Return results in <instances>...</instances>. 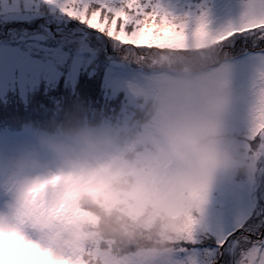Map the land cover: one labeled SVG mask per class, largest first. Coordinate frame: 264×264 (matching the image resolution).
<instances>
[{
    "label": "rangeland",
    "instance_id": "obj_1",
    "mask_svg": "<svg viewBox=\"0 0 264 264\" xmlns=\"http://www.w3.org/2000/svg\"><path fill=\"white\" fill-rule=\"evenodd\" d=\"M230 2L239 9L245 0ZM72 23L56 10L42 7L41 0H0V63L8 47L26 50L38 61L32 72L37 87L24 92L19 88L5 91L0 81L1 106L25 104L28 95L56 90L72 81L74 72L92 66L91 60L87 64L81 60L84 50L95 54L86 43V33L80 38V48L71 52L59 39L63 31L60 25ZM178 40L162 38L159 49L147 54L136 70L124 74L120 93L123 100L119 101L121 107L114 121L105 117L89 138L72 140L38 132L30 130L28 123L14 131L11 139L6 135L9 130L0 134V177L12 168H21L33 181L27 207L13 222L52 254L63 247L62 264H199L200 257L195 253L215 251L216 240L221 237L231 241L226 245L229 251L221 258L222 264H239L241 249L237 241L243 245L250 241L256 246L264 243V234L260 233L264 226V154L251 145L247 112L249 105L259 108L260 98L246 102L242 111L240 94L227 71V54L219 55L211 43L182 47ZM114 65L115 62L105 65L109 91ZM144 101H148L149 108L156 107L150 118L140 106ZM134 106L141 109L140 114H135ZM202 116H210L217 123L232 156L227 165L207 176L174 157L162 132L165 125L192 123ZM141 120H145L141 128L133 129L132 125H140ZM118 122L126 133L118 136L120 144L113 141L118 133L111 128ZM136 145L142 148L133 155L131 149ZM68 156L79 158L83 170L106 162H112L119 172L138 169L147 183L166 186L178 194L167 214L154 213L152 219L129 220L128 225L120 226L160 247L147 245L131 254H117L111 247H100L99 236L83 237L85 229L79 220L86 213L78 204L79 196H87L89 186L82 182L83 171L77 172L65 163ZM19 189L18 183H0V219L11 217V203ZM103 206L106 208V201ZM99 211L104 214L97 217L110 223L102 228L107 233L112 232L115 221L125 219L107 209ZM196 236L197 243H187ZM83 255L85 259H81Z\"/></svg>",
    "mask_w": 264,
    "mask_h": 264
},
{
    "label": "snow or ice",
    "instance_id": "obj_2",
    "mask_svg": "<svg viewBox=\"0 0 264 264\" xmlns=\"http://www.w3.org/2000/svg\"><path fill=\"white\" fill-rule=\"evenodd\" d=\"M41 6L56 10L72 24H62L59 39L68 51L80 48V38L87 34L86 43L95 54L84 50L81 60L92 61L98 69L96 80H83L86 85L79 97L70 96L67 91L57 88L55 92L42 93L28 115L31 118H46L55 109L71 105L83 99L94 108H113L120 101L125 73L136 70L147 54L161 47L162 38L176 41L182 47L195 44L206 46L211 43L220 53L227 54L230 61L227 71L233 76L241 97V109L253 97L260 98L259 108H247L249 140L254 148L264 154V0H245L235 9L230 0H41ZM78 22V23H75ZM111 58V59H109ZM115 62L110 81L112 88L107 98L101 96L98 86L103 66ZM38 63L26 50L8 47L0 63V81L5 91H27L37 87L33 78V66ZM63 96L61 100L60 97ZM24 113L0 111V123H6L7 137L15 135L14 129ZM10 144V143H9ZM11 235L19 243H27L37 253L50 249L43 247L20 224L15 225ZM215 236V233H208ZM197 243V236L188 241ZM225 237L216 240V250L209 249L195 253L203 264H222L230 245ZM239 264H264V243L258 246L243 245ZM12 252H18L13 247ZM28 254L15 257L10 264H35L29 262Z\"/></svg>",
    "mask_w": 264,
    "mask_h": 264
},
{
    "label": "clouds",
    "instance_id": "obj_3",
    "mask_svg": "<svg viewBox=\"0 0 264 264\" xmlns=\"http://www.w3.org/2000/svg\"><path fill=\"white\" fill-rule=\"evenodd\" d=\"M162 132L172 155L200 175H210L232 159L219 126L210 116L198 117L192 123L165 125ZM65 163L77 172L83 171L82 182L89 186L86 195L104 199L108 212L118 217L123 214L138 222L152 219L154 213L167 214L170 205L179 198L166 186L147 183L138 169L119 172L112 162H106L83 170L79 167V158L73 156L66 157ZM0 183L20 185L11 203V217L0 219V264H10L12 259L24 254H28V261H35V264H62L60 255L63 247L49 256L47 252L37 253L30 244L19 243L11 235L15 229V216L27 207L28 190L33 183L31 177L26 176L21 168H12L0 177ZM122 235L127 242L133 233L126 228ZM79 236L77 230L76 237ZM13 247L20 251L12 252Z\"/></svg>",
    "mask_w": 264,
    "mask_h": 264
},
{
    "label": "trees",
    "instance_id": "obj_4",
    "mask_svg": "<svg viewBox=\"0 0 264 264\" xmlns=\"http://www.w3.org/2000/svg\"><path fill=\"white\" fill-rule=\"evenodd\" d=\"M16 30H20V28H17ZM222 53L219 52V55ZM222 57V56H221ZM92 66L87 67L84 69V71L78 70L76 73L74 72L73 80L67 82L63 86H59L58 88H62L70 96H77L79 97L80 91L86 86L82 85L83 80L92 81L93 79H97L98 77V69ZM105 69L106 66H103V73L102 75H99L98 78V86L99 91L102 97L107 98L109 95V89L107 87V83L104 79V76H108V73L105 75ZM64 73L66 72V69H62ZM92 71V72H91ZM76 76V78H75ZM93 78V79H90ZM57 90V89H56ZM54 88H52L49 92H55ZM40 94H30L28 95L29 101L25 104H7L5 106L0 105V111L7 113L9 111H15V112H21L24 113V118L21 119L14 129V131L19 130L22 128L26 123L29 124L30 130L34 129L38 132H44L47 134H53L56 133L58 135H65L67 137L73 136V137H79L81 140H85L86 138H89L91 136V126H94V131L98 130V126L100 125V121L104 120L105 117L110 118L114 121L117 110L120 109L121 103L119 102L115 107L113 108H94L91 106L90 103L85 102L83 99L77 100L73 102L71 105L68 106H61L58 109H55L51 115L47 116L46 118L40 119V118H31L28 113L31 110L32 107L35 106L37 101L39 100ZM12 98V97H11ZM142 98V97H141ZM60 99H63V96L60 97ZM123 100V98H120ZM140 106L143 107L145 114L147 117H151L156 112V107H150L148 101H144L140 104ZM135 114H140L141 109H139L138 106H134ZM129 117V115H128ZM121 118V117H120ZM135 120V118H134ZM120 121V120H117ZM130 122H134L131 121ZM145 122V120H141L139 122L140 125L133 124V129H140L142 124ZM99 124V125H98ZM121 124V122H118V125ZM115 125L113 128L114 133L117 131L118 135L113 136V141L115 143H119L118 136L121 134H126L122 130L121 125ZM4 130H9L7 128L6 123H0V134ZM110 130H106V132L109 134ZM89 134V135H88ZM141 146L136 145L134 146L131 151L132 154L136 151L141 150ZM133 161V159H132ZM130 164L131 161H128ZM128 169V167H124V169ZM129 171V170H128ZM126 173V172H125ZM79 196V195H78ZM105 201V200H104ZM101 200V197H92V196H85L81 195L79 196V209L85 211V215L80 216L79 224L82 226L85 230L83 231V234L86 239H92L94 236H99L101 238V245L100 247H111L114 253L117 254H129L133 253L132 251L140 250V249H146L145 247L147 245H152L153 247H156L158 244H154L150 239L146 240L145 238H141L139 235H133L132 240H127L125 237H121L123 230L120 226H123V224H129V220H132L131 217L125 216L122 214L125 219L119 218V220L115 221V225L112 226V232H106L102 228L105 229V226L109 225L110 223L108 220L100 219L97 216L103 215L104 213L99 211L103 209H107L103 206V202ZM90 218V220H88ZM133 221V220H132ZM117 226L118 231H115V227ZM111 227V226H110ZM89 231H92L89 233ZM111 231V230H110ZM135 236V237H134ZM175 244V245H174ZM172 243L173 247H176V243ZM183 244V242L181 243ZM159 246V245H158ZM187 246V245H186ZM160 247V246H159ZM181 247V246H180ZM82 259H85L86 256L83 255ZM222 261V260H221Z\"/></svg>",
    "mask_w": 264,
    "mask_h": 264
},
{
    "label": "water",
    "instance_id": "obj_5",
    "mask_svg": "<svg viewBox=\"0 0 264 264\" xmlns=\"http://www.w3.org/2000/svg\"><path fill=\"white\" fill-rule=\"evenodd\" d=\"M234 243H232V245H233Z\"/></svg>",
    "mask_w": 264,
    "mask_h": 264
}]
</instances>
